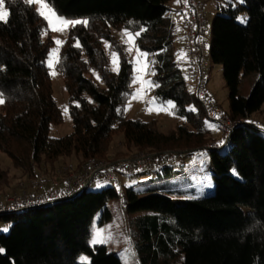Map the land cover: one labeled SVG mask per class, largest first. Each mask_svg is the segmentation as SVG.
I'll list each match as a JSON object with an SVG mask.
<instances>
[{
  "label": "trees",
  "instance_id": "16d2710c",
  "mask_svg": "<svg viewBox=\"0 0 264 264\" xmlns=\"http://www.w3.org/2000/svg\"><path fill=\"white\" fill-rule=\"evenodd\" d=\"M46 2L61 17L88 22L70 28L56 63L68 93L72 130L50 134L64 116L47 64L55 45L48 20L27 0H5L0 155L28 178L44 167L47 192L65 159H76L81 168L91 159L117 161L147 152L154 162L121 173L128 180L149 177L131 182L125 191L120 179L119 190L93 189L94 181L104 180L96 178L72 196L1 212L0 264H124L105 244L91 243L95 223L112 218L108 204L118 197L140 264H264V124L253 122L264 104V0L217 4L210 60L224 67L231 121L245 122L230 133L208 118L197 92L189 90L176 60L172 0ZM115 31L134 34L135 47L147 53L155 98L174 103L180 122L175 130L164 133L155 120L125 115L133 62ZM112 52L119 56L117 72L111 68ZM118 135L122 147L113 152ZM7 173L0 166V200L20 188L3 191ZM207 176L214 192L204 196ZM244 207L255 215L247 216ZM85 256L90 261L79 260Z\"/></svg>",
  "mask_w": 264,
  "mask_h": 264
},
{
  "label": "rangeland",
  "instance_id": "374dc122",
  "mask_svg": "<svg viewBox=\"0 0 264 264\" xmlns=\"http://www.w3.org/2000/svg\"><path fill=\"white\" fill-rule=\"evenodd\" d=\"M204 1V0H203ZM228 0H205L206 6V16H207V26H206V35L204 37L207 51L206 55V66L204 68V72L206 73L207 78V88L211 93V96L219 103L220 107L225 111L228 112L229 110V88L226 84L224 79V67L223 65L214 64L210 60V50H211V39H212V26L214 23V18L218 14V7L217 4H226ZM34 4L39 10L41 5L39 3H32ZM6 9V8H5ZM173 11L169 10V14L172 15ZM175 14V13H174ZM58 15V14H57ZM59 16V15H58ZM61 17V16H60ZM177 26H178V34H177V56L176 60L179 66L183 69L187 80H188V87L191 92L196 93L198 84L196 82V76H198V66L195 60L189 53L187 48V42L184 37V33L180 32L181 21L176 15L173 16ZM66 20H75L71 18H65ZM242 22H245L246 18L242 17L240 19ZM73 25H68L63 31H53L50 27L52 35L55 40V45L50 51L49 57L47 59V64L50 67L52 76H53V84H54V91L55 97L59 106L63 110L64 121L60 125H53L51 128V136H62L68 134L72 130V118L69 112L68 106V93L64 86L63 80L59 75V72L56 69V63L59 58V53L63 42L68 37V33L70 28ZM132 37H134L133 41H129V36L126 35L125 31H115L116 37L123 43L127 45V52L133 62V93L131 96L128 97L126 100L123 110L127 117L131 119H140L143 121H150L155 120L157 123L158 129L163 131L164 133H169L176 129L177 125L180 123L177 118L173 115V107L174 103L172 101L167 102H159L154 95L153 92V83L151 80V74L149 72V59L148 55L146 56H139V53H144L139 51L135 47V35L132 33ZM56 41H61L62 43L57 44ZM109 49V45H107ZM131 49V50H129ZM113 54L118 57V65L113 64ZM111 58V68L113 71L117 72L119 70V56L116 52L110 53ZM139 58V62H138ZM146 66V67H144ZM141 67H144V71H140ZM95 74V78L97 82L102 85L101 80L97 77V73ZM256 76L254 79L256 80ZM254 81L249 82L248 85L245 87L247 91L253 87ZM254 121L264 124V104L262 106V113L255 114ZM207 124L211 125L209 121ZM263 132V133H262ZM261 133L264 135V131ZM122 139L121 135L116 136L115 138V145L112 146V151L121 150L120 141ZM136 155H148L152 162V158L154 157L153 154L142 152ZM205 153H203V156ZM114 154L111 156V158ZM123 157H120L117 160H122ZM148 166V161L145 162ZM65 164H73L77 167V160L76 159H65L58 165V171H55L56 176L54 177L53 183L51 186L57 187V189L62 188L61 185L65 183L64 178L59 174V168ZM144 161L142 160L141 168L146 167ZM0 166L1 168L7 170V178L8 180L2 183L3 191L11 192L13 191L16 186H18L21 181H26L31 178L25 177L20 171L16 170L12 167L10 160L5 155H0ZM150 166V165H149ZM201 173V172H200ZM204 172H202L203 174ZM39 174L44 173V167L39 170ZM210 177V176H209ZM208 176L204 179L206 180L207 184L205 189H203V195H209L214 192V185L213 181ZM149 179L148 175H143L141 177H134L132 180H128L125 178L124 175H120V182L124 186V191L127 186L131 184V182L136 181H147ZM203 181V180H202ZM200 181L197 185H202L203 182ZM9 183V184H8ZM50 183H48V186ZM107 186H114L119 190L118 182L111 180V179H104L99 181H94L91 188L93 189H101ZM51 188V189H52ZM109 207L112 212V218L109 221H106L102 224L96 222L94 233L91 239L92 245L96 244H105L109 251L118 253L123 260L124 264H140L137 260V256L134 250L133 245V238L128 226V217L125 214L123 203L121 201V197L114 198L109 201ZM247 216H250L251 213L255 215V212L250 208H243ZM94 240L103 241V242H96L93 243ZM81 261H90V258L85 256L80 258Z\"/></svg>",
  "mask_w": 264,
  "mask_h": 264
},
{
  "label": "built area",
  "instance_id": "2783aa9c",
  "mask_svg": "<svg viewBox=\"0 0 264 264\" xmlns=\"http://www.w3.org/2000/svg\"><path fill=\"white\" fill-rule=\"evenodd\" d=\"M179 12L183 16L182 27L187 48L198 66V76H196L198 97L205 107L208 118L219 122L225 131L230 133L237 125L245 122H232L228 113L212 98L207 88V78L204 72L206 66L205 53L207 51L204 40L207 32L205 3L202 0H182ZM261 126L264 128V125ZM142 160L145 166L147 161L150 164L148 155H136L132 158L117 161L91 159L81 168L75 167L73 164H65L59 168V174L65 180L62 188L57 189L55 187L47 192L49 180L43 174L21 181L18 191L6 195L0 200V213L40 205L51 199L58 200L72 196L96 178L111 179L119 182L121 173L141 168Z\"/></svg>",
  "mask_w": 264,
  "mask_h": 264
},
{
  "label": "snow or ice",
  "instance_id": "6c2138e0",
  "mask_svg": "<svg viewBox=\"0 0 264 264\" xmlns=\"http://www.w3.org/2000/svg\"><path fill=\"white\" fill-rule=\"evenodd\" d=\"M28 3H39L41 5L39 14L41 16H44L46 20H48L50 27L52 28L53 31H63L65 28H67L68 25H75V24H87L88 22L85 21H80V20H66L63 17H60L57 15L55 10L49 6V4L46 2V0H27ZM9 13L5 9V0H0V21H5L7 20ZM126 35L129 36V41H133L134 37L131 36V34L126 33ZM138 35V33H137ZM57 44L62 43L61 41H56ZM131 50V49H129ZM147 53H139V56H146ZM139 62V58H138ZM113 64L118 65V57L113 54ZM146 67V66H144ZM144 67H141L140 71H144ZM5 101L2 97V94H0V104H3ZM96 242H103V241H98L94 240L93 243Z\"/></svg>",
  "mask_w": 264,
  "mask_h": 264
},
{
  "label": "crops",
  "instance_id": "0c3cea01",
  "mask_svg": "<svg viewBox=\"0 0 264 264\" xmlns=\"http://www.w3.org/2000/svg\"><path fill=\"white\" fill-rule=\"evenodd\" d=\"M203 1V0H202ZM205 1V0H204ZM182 5V0H172V7L174 9V13H172V17L174 15H176L179 19H182L183 20V16L182 14L179 12V8L181 7ZM180 32L182 33L183 32V27H182V21H181V27H180Z\"/></svg>",
  "mask_w": 264,
  "mask_h": 264
}]
</instances>
